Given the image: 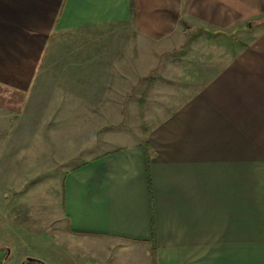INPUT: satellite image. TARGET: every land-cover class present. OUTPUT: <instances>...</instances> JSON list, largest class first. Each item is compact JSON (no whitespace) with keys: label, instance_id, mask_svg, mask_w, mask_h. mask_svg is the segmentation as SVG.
<instances>
[{"label":"crops","instance_id":"obj_1","mask_svg":"<svg viewBox=\"0 0 264 264\" xmlns=\"http://www.w3.org/2000/svg\"><path fill=\"white\" fill-rule=\"evenodd\" d=\"M198 27L250 39L234 40L233 58L199 87H168L179 96L144 135L109 138L118 146L66 174L68 232L100 263L264 264V0H0V107L15 113L63 97L76 107L90 92L105 91V108L159 92L111 85L112 58L134 60L129 45L142 55L143 43L171 55Z\"/></svg>","mask_w":264,"mask_h":264},{"label":"rangeland","instance_id":"obj_2","mask_svg":"<svg viewBox=\"0 0 264 264\" xmlns=\"http://www.w3.org/2000/svg\"><path fill=\"white\" fill-rule=\"evenodd\" d=\"M259 23L253 21L252 29ZM214 30L198 27L188 32L191 40L185 44L178 42L175 46L181 48L171 55L166 44L143 43L142 55L139 45H129V52L136 53L134 60L130 54L128 61L124 60L126 54L123 59L113 57L111 85L143 84L145 89L155 84L160 88L159 92H133L131 98H123L122 94V102H126L123 107H103L105 99L101 97L105 91L90 92V100H73L78 102L76 107L71 104L72 98L63 96L60 99L65 103L60 108L36 105L15 113L0 107V264H22L28 258L47 264H104L88 244L78 251V243L68 232L63 215L66 174L91 160L94 154L134 141L130 131L144 135L156 118L168 115L167 110L164 112L168 101L179 96L168 87H180L183 83L199 87L206 77H211V73L203 75L205 70L225 66L233 58L238 49L234 40L250 39L240 33L232 34V39L228 29L223 36L220 33V38ZM63 48L72 51L74 45L64 43L60 51ZM117 67H124V77L116 73ZM54 94L48 93L56 100ZM36 96L39 99V93ZM134 96L137 98L133 99ZM80 119L83 123L77 124ZM109 138L118 145H111ZM92 248L100 250L99 246Z\"/></svg>","mask_w":264,"mask_h":264},{"label":"water","instance_id":"obj_3","mask_svg":"<svg viewBox=\"0 0 264 264\" xmlns=\"http://www.w3.org/2000/svg\"><path fill=\"white\" fill-rule=\"evenodd\" d=\"M249 26L251 27L252 25H251V23L249 24ZM28 261H38V262H40V263H43V264H47V263H45L44 261H41V260H39V259H35V258H28L27 259ZM22 264H24V263H22Z\"/></svg>","mask_w":264,"mask_h":264},{"label":"trees","instance_id":"obj_4","mask_svg":"<svg viewBox=\"0 0 264 264\" xmlns=\"http://www.w3.org/2000/svg\"><path fill=\"white\" fill-rule=\"evenodd\" d=\"M24 264H43V263H40L38 261H28V260H25Z\"/></svg>","mask_w":264,"mask_h":264}]
</instances>
